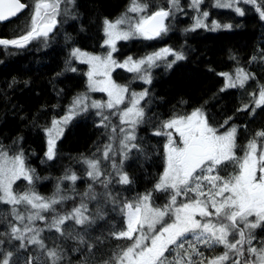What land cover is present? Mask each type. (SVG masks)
<instances>
[{
  "label": "snow or ice",
  "instance_id": "snow-or-ice-1",
  "mask_svg": "<svg viewBox=\"0 0 264 264\" xmlns=\"http://www.w3.org/2000/svg\"><path fill=\"white\" fill-rule=\"evenodd\" d=\"M202 3L131 0L120 16L102 17L103 54L77 46L78 40L65 32L67 55L56 78L76 73V62L85 64L87 90L105 93L107 99L90 100L87 93L76 94L64 115L52 116L44 126L38 123L41 115L47 116L43 105L37 114L20 119L41 128L46 136L41 164L58 162L57 141L73 116L95 117L93 126L103 129L104 141L97 143L95 152L80 157L87 178L85 191L77 192L75 184L82 177L65 167L51 195L44 196L35 184L48 177L31 166L22 132L0 133V203L6 207L0 212V264H264V127L254 130L247 144L238 148V125L232 116L217 120L206 105L191 106L184 100L180 107L188 105L190 111L173 106L161 116L150 107L153 97L148 88L130 92L128 85L117 84L111 76L114 68H126L151 84L150 70L158 62L163 61L167 69L183 67L194 51L186 44H165L138 58L117 59L113 54L117 41L171 38L180 17L189 15L186 9L192 10V23L181 28V33L197 29L232 33L240 27L216 19L208 23L210 13L202 9ZM212 7L231 10L241 18L252 11L264 24V0H214ZM25 8L31 12V27L13 38H0L5 49H24L33 41L49 48L60 31L57 25L69 21L73 31H86L83 0H34L31 6L21 0H0V21ZM226 52L236 67L218 74L224 78L219 91L244 89L252 81L256 89L248 94L249 102L235 111L247 110L250 115L257 108L264 111V83H258L256 73L248 70L253 65L264 67V38L243 57L238 49ZM29 83L23 81L25 86ZM18 84L14 76L6 88L14 91ZM56 94L61 96L62 90ZM0 95L8 101L6 91L0 90ZM11 107L17 112V105ZM149 130L150 135H139ZM153 138H160L163 172L150 189L125 195L135 191L142 161L156 152L149 143ZM230 166L231 173L226 171ZM17 181L27 186L14 189ZM154 194L160 195L154 200ZM69 200L73 206L65 210L63 205ZM115 214L121 217L119 230L110 223ZM113 238L124 244L113 248ZM201 245L205 249L222 245L223 251L208 258Z\"/></svg>",
  "mask_w": 264,
  "mask_h": 264
},
{
  "label": "trees",
  "instance_id": "trees-1",
  "mask_svg": "<svg viewBox=\"0 0 264 264\" xmlns=\"http://www.w3.org/2000/svg\"><path fill=\"white\" fill-rule=\"evenodd\" d=\"M21 2L32 5L34 0H21ZM131 0H83L85 5L84 23L86 31H73L72 24L69 21L66 24L58 25L60 31L57 33L55 43L50 42L49 48H44L37 41H33L30 46L21 52H12L8 56H0V90L8 93L9 99L6 101L0 95V133L4 135H14L20 130L24 136L23 146L29 153L31 166L36 169L40 176H47L48 179L38 182V191L41 195H51L54 190L56 179L62 175L65 167H71L85 181L83 172L79 171L81 164L80 157L89 156L94 150L97 142H103L104 137L101 135L103 129H97L93 126V120L85 118L83 115L75 117L68 126L65 135L58 144L59 159L56 164H41V158L46 150L45 134L39 127L22 121L20 116H31L41 110L47 112V116L41 115L38 120L39 125L44 126L52 116L63 115L71 99L76 94H80L86 88V77L84 73L65 72L59 78L56 73L64 67V60L67 55V49L64 45L65 32L72 34L77 40V46L84 48L86 51L100 53L103 45L102 17L109 16L114 19L130 4ZM214 0L210 1L209 20L216 19L225 22H231L240 27L233 29L232 33H222L220 31L210 32L205 29H199L192 33V36L183 38V44L190 46L194 51L191 52L189 59L183 67L166 69L164 72L157 74L150 92H152V103L150 107L161 116L169 112L173 106L179 110L190 111L191 106L206 105L208 111L215 116L217 120H223L226 115L232 116L233 121L238 125L237 147L246 145L248 139L252 138L254 130L264 127V111L257 108L255 114H248L247 110L236 112L235 109L242 103L249 102V93L256 89V83L248 81L244 89L227 88L223 92L219 90L223 87V77L219 76L220 72H231L236 65L228 61L226 49H238L241 57L245 56L254 47L259 45L264 38V24L259 22L254 12H248L245 17L241 18L234 14H229L225 9L212 7ZM225 12L221 13L220 11ZM217 11V12H216ZM187 16H181L180 21H185ZM191 24L192 19L189 20ZM31 27V12L28 11L19 18L0 26L2 37L13 38ZM79 28V24H76ZM178 30V28H176ZM199 31V32H198ZM181 41L171 38L169 45H177ZM142 47L141 43H134ZM158 44H149L150 49L162 46ZM243 62L241 61V64ZM214 69L215 72H210ZM248 70L255 72L258 83H264V67L253 65ZM165 73V74H164ZM159 75H161L159 77ZM16 77L19 82L14 86L15 90L7 89V82L12 77ZM24 80L30 83L25 86ZM57 90H62V95L57 96ZM188 102L184 108L180 107V101ZM18 106L17 112L12 110L11 105ZM56 105L53 109L51 106ZM22 109V111H19ZM113 123L116 120L113 118ZM140 136H148L149 132L139 131ZM149 143L156 147V152L152 153L151 159L143 160L142 167L137 169L139 180L134 185L133 195L135 192H144L150 189L155 180L163 172V159L159 155L160 138H153ZM114 147H118V141H114ZM241 154L242 152H238ZM80 184L77 192H83L86 189L85 182ZM37 191V190H36ZM79 203V197H75ZM72 201H66L63 205L65 210L71 209ZM93 204L89 203V209ZM3 212V211H0ZM111 215V214H110ZM115 230L121 228V217L115 214L110 220ZM47 234V233H45ZM124 244L123 240H113L111 245L115 248L117 245ZM205 257L211 258L223 251L222 245H216L211 249H205Z\"/></svg>",
  "mask_w": 264,
  "mask_h": 264
},
{
  "label": "rangeland",
  "instance_id": "rangeland-1",
  "mask_svg": "<svg viewBox=\"0 0 264 264\" xmlns=\"http://www.w3.org/2000/svg\"><path fill=\"white\" fill-rule=\"evenodd\" d=\"M210 1H211V0H203V3H202V5H201L202 9H206V10L209 11ZM181 2H182V3H185V0H181ZM225 10H226V12L229 13V14H234L233 12H231V10H227V9H225ZM186 11L189 12V15L186 17V19H184L185 21H183V22H181V23H179V24L177 25L178 30H175V33H174V34H172V33L169 34L171 38H175V39L181 41V43H179V44H183V41H184V40H182L183 38L188 37V36H192V35H191L192 33H194V32H196L197 30H199V29H197V30H195L194 32H190V33H187V34H184V33H181V32H180V29L183 28V27L188 26L189 23H190L189 20L192 19V18H191V17H192V10H191V9H186ZM216 12H217V11H216ZM220 12L223 13V12H225V11H224V10H221ZM249 12H251V11H249ZM130 15H132V14H130ZM208 19H209V18H208ZM210 21H211V20H209V21H207V22L210 23ZM199 31H200V30H199ZM199 31H198V32H199ZM171 38H166L165 41H159L158 39H156V40H147V39H144V38H142V37H133V38H130L129 40H127V41H123V40H121V41H117V44H116V47H117V53H114L113 55H114L117 59H123V57L128 56V55H131L133 58H138V57H140V56L145 55L146 53H150L151 50L148 48L149 51L147 52V51L145 50V49H147V46H146L145 48H142V51H141L140 46H139V45H136V44H134V43H136V42H137V43H138V42H145V43L147 44V43H152L153 41H157L158 43H155V44H160V43H162V46L159 47V48H161V47H164L165 44L169 45L168 43H169V40H171ZM152 44H153V43H152ZM169 46H174V45L170 44ZM105 49H106V46H103L102 52H100V53H96V54H103V52L105 51ZM18 50H19V52H21L20 49H18ZM75 66L78 68V70L82 69L81 67H85L86 72H87V70H88L87 65H85V64H81V63H79V62H76ZM164 66H165V65H164L163 61H160V62H158L157 66H154V67L151 68V70H150V71H151V80H152L151 84H145L144 81H142V80L136 78V74H135V73H133V72H129L126 68H119V67L114 68L113 71H112V73H111V76H112V79H113L117 84H122V85H123V84H126V85H128V88H129V91H130V92L133 91V90L136 91V92H139V91H141L143 88H148V89L150 90V88H151L153 82H154V81L156 80V78H157V77H156L157 74H160V73L164 72ZM165 68H166V67H165ZM166 69H167V68H166ZM82 70H83V69H82ZM164 74H165V73H164ZM160 76H161V75H159V77H160ZM85 77H86V76H85ZM81 93H87V95L89 96V99H90V100H106V99H107V95H106L105 93H101V92H89V91L87 90V77H86V89H85L83 92H81ZM150 95L152 96V92H150ZM141 103H143V101H142ZM92 111H94V110H92ZM63 115H64V114H63ZM78 116H80V115L73 116L72 119L68 122L67 126H66L65 129H64L63 135H62V136L60 137V139L57 141V148H58V144H59L60 140H61V139L63 138V136L65 135V132H66L68 126L70 125V123L72 122V120H73L75 117H78ZM91 119L94 120L95 117L91 116ZM45 142H46V136H45ZM100 142H101V141H100ZM97 143H98V142H97ZM97 143L95 144V146H94V150L92 151V153L95 152V148H96ZM238 155H239V153H238ZM84 156H85V155H84ZM79 171H81V173L83 172V171H82V166L79 167ZM232 171H233V168L230 167L229 170H228L227 172L231 173ZM84 176H85V175H84ZM86 179H87V178H86V176H85V180H86ZM82 180H83V179L81 178L80 180H78V181L76 182V184H75V188H76V189L80 187V184L83 182ZM83 183H84V182H83ZM39 184H40V183H39ZM39 184H38V182H36V184H35V187H36V190H37L38 193H39V191H38V187H37V185L39 186ZM17 185H19V188H17ZM85 185H86V184H85ZM26 186H27V182H23V183H21V181H17L16 184H14L13 187H14V189H17V190H23ZM64 186H66V182H65V185H62V187H64ZM39 194H40V193H39ZM133 195H135V194H133ZM156 195H160V194H154V200H155ZM161 199H164V197L161 196ZM178 199H179V198H178ZM155 202H156V203H159L160 201H155ZM0 207H1L2 209H4L3 206H0Z\"/></svg>",
  "mask_w": 264,
  "mask_h": 264
},
{
  "label": "water",
  "instance_id": "water-1",
  "mask_svg": "<svg viewBox=\"0 0 264 264\" xmlns=\"http://www.w3.org/2000/svg\"><path fill=\"white\" fill-rule=\"evenodd\" d=\"M26 9V8H25ZM25 9H23L21 12L17 13V15L15 17H11L9 18L8 20H5V21H0V24H3V23H6V22H9V21H12L14 20L15 18H17L23 11H25ZM12 47V46H11Z\"/></svg>",
  "mask_w": 264,
  "mask_h": 264
},
{
  "label": "flooded vegetation",
  "instance_id": "flooded-vegetation-1",
  "mask_svg": "<svg viewBox=\"0 0 264 264\" xmlns=\"http://www.w3.org/2000/svg\"><path fill=\"white\" fill-rule=\"evenodd\" d=\"M18 50V49H17ZM19 51V50H18Z\"/></svg>",
  "mask_w": 264,
  "mask_h": 264
}]
</instances>
